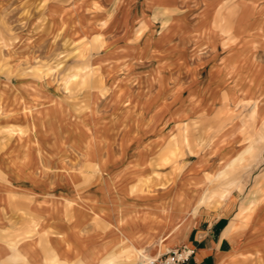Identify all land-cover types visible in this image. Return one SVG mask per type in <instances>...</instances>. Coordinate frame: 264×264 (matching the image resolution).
<instances>
[{
    "label": "rangeland",
    "instance_id": "374dc122",
    "mask_svg": "<svg viewBox=\"0 0 264 264\" xmlns=\"http://www.w3.org/2000/svg\"><path fill=\"white\" fill-rule=\"evenodd\" d=\"M106 157L264 254V0H0V178Z\"/></svg>",
    "mask_w": 264,
    "mask_h": 264
},
{
    "label": "crops",
    "instance_id": "0c3cea01",
    "mask_svg": "<svg viewBox=\"0 0 264 264\" xmlns=\"http://www.w3.org/2000/svg\"><path fill=\"white\" fill-rule=\"evenodd\" d=\"M87 161L91 172L59 173L54 181L30 173L25 161L22 172L0 178V264H144V254L183 246L195 249L185 264H264L239 219H230L233 204L215 217L197 209L175 225V198L203 196L189 177L182 187L178 178L148 188L133 183L127 161Z\"/></svg>",
    "mask_w": 264,
    "mask_h": 264
},
{
    "label": "built area",
    "instance_id": "2783aa9c",
    "mask_svg": "<svg viewBox=\"0 0 264 264\" xmlns=\"http://www.w3.org/2000/svg\"><path fill=\"white\" fill-rule=\"evenodd\" d=\"M195 254V249L183 246L171 249L160 256H153L146 260L144 264H185Z\"/></svg>",
    "mask_w": 264,
    "mask_h": 264
},
{
    "label": "bare ground",
    "instance_id": "6f19581e",
    "mask_svg": "<svg viewBox=\"0 0 264 264\" xmlns=\"http://www.w3.org/2000/svg\"><path fill=\"white\" fill-rule=\"evenodd\" d=\"M47 86V85H46ZM89 149V148H88ZM90 154V153H89ZM99 158V157H98ZM102 158V157H101ZM102 160V159H101ZM99 161H100V159H99ZM102 166V165H101ZM200 198V197H199ZM188 210V209H187ZM183 220H185L184 219V215L183 214H179V215H177V217H176V220H175V222H176V226L178 227V226H183L184 224H186L187 222H185V223H181V222H183ZM144 256L146 257V259H149L150 257H152V256H148L147 254H144Z\"/></svg>",
    "mask_w": 264,
    "mask_h": 264
}]
</instances>
